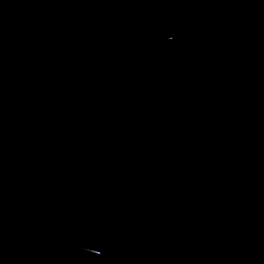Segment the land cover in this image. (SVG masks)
<instances>
[{
  "label": "water",
  "instance_id": "95a60500",
  "mask_svg": "<svg viewBox=\"0 0 264 264\" xmlns=\"http://www.w3.org/2000/svg\"><path fill=\"white\" fill-rule=\"evenodd\" d=\"M0 264H264V0H0Z\"/></svg>",
  "mask_w": 264,
  "mask_h": 264
}]
</instances>
